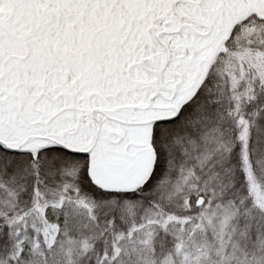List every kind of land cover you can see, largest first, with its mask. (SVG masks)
Returning <instances> with one entry per match:
<instances>
[{
	"label": "snow or ice",
	"instance_id": "6c2138e0",
	"mask_svg": "<svg viewBox=\"0 0 264 264\" xmlns=\"http://www.w3.org/2000/svg\"><path fill=\"white\" fill-rule=\"evenodd\" d=\"M0 264H264V0H0Z\"/></svg>",
	"mask_w": 264,
	"mask_h": 264
}]
</instances>
